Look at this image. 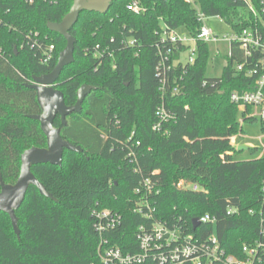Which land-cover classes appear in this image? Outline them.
<instances>
[{"label": "trees", "instance_id": "trees-1", "mask_svg": "<svg viewBox=\"0 0 264 264\" xmlns=\"http://www.w3.org/2000/svg\"><path fill=\"white\" fill-rule=\"evenodd\" d=\"M72 1L0 0V177L5 183L18 177L24 150L45 146L39 123L28 117L40 109L26 83L54 68L65 40L46 23L59 22ZM130 1L113 0L103 14L82 11L70 30L74 60L62 69L55 87L66 105L75 103L81 85L96 89L79 113L69 114L64 124L56 116L53 125L83 150L64 149L61 166L31 167L52 198L29 187L15 211L19 238L8 215L0 212V264H92L101 237L124 252H137L135 232L146 218L133 212V190L145 178L157 183L159 192L151 196L156 219L179 223L180 233L200 240L215 234L224 252L238 258L244 256L243 244L259 241L263 246L254 264H264V157L238 161L229 154L235 150L231 137L241 130L230 93L252 89L254 77L235 72L233 57L220 77H206L209 52L203 42L192 64L171 69L164 94L155 71L162 26L169 32L184 25L196 35L198 9L239 31L251 24L247 0H195L198 8L186 0H137L144 8L140 13L127 10ZM51 43L53 57L42 63L41 54ZM96 46L112 56L94 57ZM161 99L175 116L166 133L152 129ZM132 131V142L140 141L133 147V161L127 142ZM180 178L203 190L177 188ZM93 208L119 213L121 224L99 234ZM229 208L234 212L228 213ZM204 214L213 216L214 224L202 222L193 229L191 219Z\"/></svg>", "mask_w": 264, "mask_h": 264}, {"label": "built area", "instance_id": "built-area-1", "mask_svg": "<svg viewBox=\"0 0 264 264\" xmlns=\"http://www.w3.org/2000/svg\"><path fill=\"white\" fill-rule=\"evenodd\" d=\"M25 1L32 4L35 0ZM45 1L56 2V0ZM186 1L193 2L192 0ZM247 7L252 15L251 24L239 31L232 29V34L229 37L218 38L214 35L205 25L207 16L198 9L196 19L200 27L196 35L178 36L174 31L167 32L162 26L159 42L156 44L159 58L155 66L159 78V90L162 94L165 92L171 69L178 64L194 62L198 53V42L208 44L210 41L223 40L229 46L226 57L230 59L233 57L231 63L233 70L247 77H254L252 89L234 90L230 93L231 102L236 105L238 111L242 112L241 118L237 121L241 128L248 120H256L264 125V0H256V4L252 0H247ZM126 8L134 13L144 10L137 0L128 2ZM128 44L133 45V41H129ZM54 48L53 43L44 48L40 57L42 63H48L52 59ZM177 51L179 56L175 58L174 54ZM105 53L112 56L111 51L104 52V49L99 46H96L92 52L94 57H103ZM218 53L219 50H216V54ZM205 84L204 80L202 85ZM171 91L176 93L178 87L173 86ZM251 109H254V113H250ZM155 117L152 129L166 133V125L173 121L175 116L165 106L164 99H161L156 107ZM133 136L134 131L127 139V142H131L128 156L132 158V161L136 156L133 147L140 144L138 140L132 142ZM259 157H264V146ZM175 185L183 190H203L199 184L184 178H180ZM133 192L137 196L133 212L146 218L144 223L137 226L135 232L138 251L124 252L112 244L109 239L101 237L97 245V260L92 264H254L259 260L258 252L263 246L259 241L253 244H243L241 250L244 256L238 258L224 252L215 234H211L206 240H200L192 234L180 233L181 225L179 223L170 226L166 221L156 219L154 216L156 208L151 197L159 192L156 181L149 178L142 179ZM261 192L264 204V180ZM233 212L234 209H228V213ZM91 216L93 227L99 234L114 230L122 222L121 215L110 209L93 208ZM198 219L200 223L214 224V217L210 214H204ZM262 234H264V229H262Z\"/></svg>", "mask_w": 264, "mask_h": 264}, {"label": "water", "instance_id": "water-1", "mask_svg": "<svg viewBox=\"0 0 264 264\" xmlns=\"http://www.w3.org/2000/svg\"><path fill=\"white\" fill-rule=\"evenodd\" d=\"M113 0H73L68 12L59 22H47L49 31L58 33L65 40L64 48L58 53L54 68L38 76H32L26 85L35 91L36 102L40 113L30 114V119L39 123V128L45 137V146H32L24 150L20 156V169L18 177L14 183H5L0 177V212H4L10 219L12 230L19 238L20 230L17 224L15 211L22 204L25 194L30 186L37 188L39 194L52 198L43 184L35 177L31 167L38 164H49L61 166L63 150L82 152V147L73 144L60 136L59 128L54 127L53 121L56 116L60 117L62 124L71 113H79L86 96L95 90V86L81 85L76 91V101L73 105H66L63 93L54 87L62 69L73 62V51L75 38L70 33L71 28L76 23L79 13L82 11L105 13ZM237 150L244 147H237ZM193 229H196L200 221L198 217L191 219Z\"/></svg>", "mask_w": 264, "mask_h": 264}, {"label": "rangeland", "instance_id": "rangeland-1", "mask_svg": "<svg viewBox=\"0 0 264 264\" xmlns=\"http://www.w3.org/2000/svg\"><path fill=\"white\" fill-rule=\"evenodd\" d=\"M192 1V4L198 8V4H194L195 0ZM205 25L218 38L229 37L232 34L230 26L218 16L207 17ZM174 33L178 36H188L189 34L184 25L177 27ZM207 47L209 56L205 76L209 78H218L221 76L223 67L227 63L226 56L229 52L228 43L223 40L210 41ZM216 50H219L218 54H216ZM250 113H254V109H251ZM241 116L242 112L237 111V120H239ZM233 141L235 150L229 151V154H232L234 160H249L259 157L264 146V131L262 130V125L256 120L245 121L240 130V134L237 133L233 136ZM237 147H244V149L237 150Z\"/></svg>", "mask_w": 264, "mask_h": 264}, {"label": "crops", "instance_id": "crops-1", "mask_svg": "<svg viewBox=\"0 0 264 264\" xmlns=\"http://www.w3.org/2000/svg\"><path fill=\"white\" fill-rule=\"evenodd\" d=\"M231 144L234 145V141H233V139H231ZM241 150H242V149H241Z\"/></svg>", "mask_w": 264, "mask_h": 264}, {"label": "flooded vegetation", "instance_id": "flooded-vegetation-1", "mask_svg": "<svg viewBox=\"0 0 264 264\" xmlns=\"http://www.w3.org/2000/svg\"><path fill=\"white\" fill-rule=\"evenodd\" d=\"M56 84V83H55ZM54 87H55V85H54ZM56 88V87H55Z\"/></svg>", "mask_w": 264, "mask_h": 264}]
</instances>
